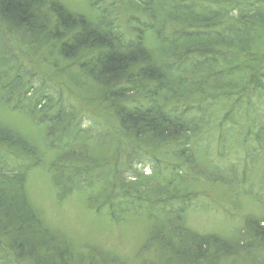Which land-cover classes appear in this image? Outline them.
Masks as SVG:
<instances>
[{
  "label": "trees",
  "instance_id": "trees-1",
  "mask_svg": "<svg viewBox=\"0 0 264 264\" xmlns=\"http://www.w3.org/2000/svg\"><path fill=\"white\" fill-rule=\"evenodd\" d=\"M90 1L98 12L96 20L89 19L85 14L74 13L60 0H0V107L19 113L21 111L25 116L32 117L33 121L38 123L36 125L38 128L46 129L48 147L58 156L52 165L55 167L54 181L59 189H63L59 192L63 198H66L68 192L78 189L80 192L88 193L87 204L98 214H107L112 219H119V212L128 209L123 202L127 195L122 196L123 192L115 191L117 182L112 179L113 174L111 171L107 172L108 168H103L114 158V152L106 151L104 148L102 153L95 156V151L90 152V147L83 138L89 137V134H92L91 137L97 134L93 139L96 146L100 131L91 129L82 135L81 139L79 137L76 139L77 135L74 133L79 129L77 125L81 126L82 119H78V124L74 123L76 116L74 109L66 108L62 104L56 111L50 110L59 103L58 101L54 103V99L49 98L51 93L45 94L42 91L39 93L33 85H27L31 81L29 76L32 73L27 72L25 60L22 58L23 53H19L20 49L14 48L10 34L17 31L25 40L27 35L38 38V43H32L34 47L52 45L54 53L65 60L68 66H72L80 75L90 76L98 83L100 93L97 91L95 96L101 97L106 101L107 108L114 110L111 113L112 117H115L112 118V122L121 132L119 136L123 134L122 137L131 140L132 148H137L128 152L125 157L127 162L140 155L146 160L147 158L143 156L144 151L150 159L154 160L158 156L160 158L162 154L158 153V146L164 139L168 146L174 143L178 147L188 148L189 163L195 169L198 167L196 171L203 173L217 169L207 161L208 158L205 162L199 159L206 145L201 140L195 143V140L205 124L199 123L201 121L198 122L197 116L190 111L195 106L192 103L194 102L192 95L198 93L200 96L201 89L207 87L209 89L210 85H217L216 89H220V85L223 84L226 87L221 91L232 96V91L237 93L248 83L254 84L252 78L255 77L253 75L249 77L246 72L251 69L248 61L243 58L246 54L249 57L255 54L253 58L256 61L250 66L253 70L257 67L258 79L264 80V47L260 51L254 46L258 37L261 38L264 33V0H122L129 6L135 5L132 9H139V13L132 14L127 20L130 22V33L125 32L120 26L122 21H119V12H116L119 10L120 0ZM233 12L238 13L239 20L232 22L230 19L227 23ZM113 14L116 15L112 16ZM170 26L173 29H165ZM152 34L156 35L155 46L158 53L149 49L148 38ZM220 66L223 68L218 70ZM231 68L236 70L233 73L223 72V69ZM211 93L205 94L209 96ZM206 104L211 105L208 102ZM46 108L49 110H45ZM212 111L213 109L210 112L203 110V113L212 115ZM106 133L111 135L112 131ZM117 135L112 134L108 137L109 145ZM2 138L10 144H19L20 150L27 149L30 144L21 133H15L12 128H7L0 121V142L3 141ZM186 140L193 146L190 147L186 142L181 145V142ZM75 143L78 150L74 149ZM139 148L145 150L140 151ZM76 151L86 157L83 168L91 166L97 169L95 171H102L100 174L102 180H99V185L103 184L101 191L95 192V189L91 188L93 181L101 179L100 176L96 179L93 175L94 179H87L83 184L81 180L73 183L71 178L73 175L76 177L81 174L80 177L83 179L85 171L76 168L75 171L69 170L64 173L67 161L72 165L79 160ZM172 151L173 149L169 151L170 156L176 155L175 152L172 154ZM5 158L3 157L1 161L0 169L5 165ZM150 165L154 170L156 164ZM25 169L24 167L18 183L22 205L27 203L23 186L27 177ZM2 170L4 171V168ZM162 172L163 168L151 176L142 175L139 178V175H136L137 177L133 179L135 182L142 181L146 184L142 188L146 199H149L152 193L169 195L172 187L176 186L175 184L166 188V184H160L158 176ZM214 174L216 173L210 176ZM85 175L90 177L88 173ZM4 178L1 175L0 225L3 222L4 226L2 228L0 226V229L2 232L6 229L5 232L8 234L4 238L0 237V264H25L28 256L34 258L36 263L32 264H59L63 259L67 260L68 264L72 263L75 259L72 257L71 249L68 251L67 241L62 235L58 236L55 230L52 232L47 224L46 227L44 224L38 225L41 229L37 228L38 231L31 233L27 226L36 227L33 220L41 223L42 217L39 212L29 208L31 210L29 216L33 217L31 220L18 203L16 195H13V198L9 196L11 202L5 198L6 187L1 185ZM189 180L184 183L188 184ZM246 181L247 178L243 177L242 182ZM109 185L113 189L108 192ZM119 188L120 186L118 190H121ZM249 193L264 204V196L254 192L253 188ZM130 195L134 197V201H141L138 193L128 194ZM116 200L121 202L120 205L113 203ZM14 205L18 208H14ZM13 208L19 212H13ZM183 211H187L186 206ZM166 212L168 217L173 219L174 214H179L180 210L169 208ZM253 217L248 216L245 229L240 230L241 239H237V235L232 239L228 237L227 241V238L218 234L210 235L209 238L205 235L193 237L178 230L179 236L176 239L184 247L181 250V246L172 244L171 252L176 256L167 258L168 262L174 264L176 260L179 262L183 260L190 264H217L214 258L220 253L235 256L240 251H245L249 258L253 256L254 264H264V255L256 258L257 251L264 250V218ZM21 221L24 222L23 225ZM190 246L195 248V253L189 255L191 253L189 252L187 256L181 257L182 251ZM95 253H99L105 259L108 258L109 261L112 260L110 254L95 247L90 251V263Z\"/></svg>",
  "mask_w": 264,
  "mask_h": 264
},
{
  "label": "rangeland",
  "instance_id": "rangeland-1",
  "mask_svg": "<svg viewBox=\"0 0 264 264\" xmlns=\"http://www.w3.org/2000/svg\"><path fill=\"white\" fill-rule=\"evenodd\" d=\"M106 1L110 2L111 0ZM60 2L67 5L74 13L85 14L91 20L98 18V12L93 8L90 0H60ZM119 3V10L117 9L116 12H119V21H122L121 29L130 33V22L127 20L132 14L139 13V9L137 7L138 10L132 9V6L135 5L129 6L122 0ZM230 19L232 22L239 20L238 13L233 12L231 17H228L227 23ZM170 28L173 29L171 26L165 27V29ZM261 30L263 29L261 28ZM155 36L152 34L148 38L149 49L158 53ZM10 37L14 48L20 49L19 53H23L22 58L25 60L27 72L32 73L29 76L31 81L27 85H33L34 89L37 88L35 90H39V93L41 91L45 94L51 93L49 98H53L54 103H56L55 101L59 103L51 107L50 110L56 111L64 104L66 108L74 109L75 124H78V119H82L81 126L77 125L79 129L74 133L77 135L76 139H81V136L88 130L100 131L101 135L97 138L99 141L96 146L93 139L97 134L94 137L89 134V137L86 136L83 140L89 145L90 152L95 151V156L102 153L104 148L106 151L114 152V158L103 168H108L107 172L111 171L113 174L114 178L112 179L117 182L115 191L123 192L122 196L127 195L123 202L128 209L119 212V219H112L107 214H98L87 204L88 193L80 192L78 189L68 192L66 198H63L59 193L63 189H59L58 184L54 181L55 167L52 165L58 156L48 147L49 142L45 136L46 129L38 128L36 126L38 123L33 121L32 117L25 116L21 111L19 113L10 111L9 108L0 107V121L4 126L12 128L15 133H21L30 143L27 149L20 150L19 144H10L3 138V141L0 142V165H2L3 157H6L5 165L0 169V174L5 177L1 182V185L6 187L5 198L11 202V197L16 195L18 203L25 209L23 211L28 216L31 213L29 208L40 213L43 220L41 223H37L33 217L29 216L36 223V227L34 225L27 226L31 229V233L41 229L38 225L44 224L46 227L47 224L52 232L55 230L58 236L62 235L65 238L69 247L68 251L71 249L72 257L75 259L70 264H89L90 251L95 247L110 254L112 260L109 261L108 258L105 259L99 253H95L90 264H171L167 258L176 255L171 252L170 246L172 244L181 246V243L176 239L179 236L178 230L187 232L193 237L205 235L209 238L210 235L218 234L227 238L228 241V237L232 239L237 235V239H241L240 230L245 229L248 216L264 218V204L249 193V190L253 188L254 192L264 196V80L258 79L257 67L255 70L252 69V63L256 61L253 58L255 54L250 57L246 54V57H243L251 68L246 71L249 77L250 75L255 77L252 78L255 81L254 84L248 83L242 91L237 90L239 91L237 93L232 91V96L225 95L221 91L226 87L223 84L220 85V89H216L217 85H210L209 89L208 87L201 89L200 96L198 93L192 95L194 99L192 103L195 106L190 111L197 116L198 122L201 121L199 123L205 124L195 143L201 140L206 146L200 153L201 157L198 156V152L197 156L200 157L201 162H205L208 158L207 161L217 169L201 173L196 171L197 166L195 169L189 163L187 152L190 150L188 148L178 147L174 143H170L168 146L164 139L158 146V153L162 154L160 158L158 156L154 160L150 159L149 155L145 153V149L139 148L140 151H144L143 156L147 159L143 160L140 155L127 162L126 155L136 147L132 148L131 140L122 137L123 134L121 137L119 136L121 132L115 128L112 122V118L115 117H112L111 113L114 110L107 108L106 101L101 97L95 96L98 92L100 93L98 83L90 76L80 75L72 66H68L65 60L54 53L52 45L38 46V44V47H34L32 43H38V38L27 35L26 41L17 31H13ZM258 38L254 46L261 51L264 47V33L261 38ZM20 56L22 55L20 54ZM230 62L233 65V62ZM222 68L223 66H220L218 70ZM235 70L234 68L223 69V72L233 73ZM239 71L237 70V72ZM210 92L212 93L209 96L205 94ZM201 105L205 112L206 110L210 112L213 109L212 115L203 113ZM56 122L54 121V123ZM109 130L112 131L111 135L118 134L110 145L108 137L111 135L106 133ZM185 142L190 147L193 146L188 140L182 141L181 145ZM74 149L78 150L76 143ZM172 149V154L175 152L176 155L170 156L169 151ZM21 151L25 153H21ZM75 153L78 154L79 160L77 161L79 162L75 161L71 165L67 161L64 173L69 170L75 171L76 168L85 172L83 179L80 177L81 174L76 177L73 175L71 178L73 183H78L81 180L85 184L87 179H94V177L97 179L99 176L101 178L102 171H95L97 169L91 166L83 168L86 157L83 153L79 155L78 151ZM184 154L185 156H183ZM150 163L156 164L154 170ZM24 167L27 171V177L23 182L27 203L22 205L18 183ZM161 168H163V172L158 176L160 184H166V188L175 184L177 187H172L169 195L166 193L153 195L152 193V196L146 199L142 190L146 184L142 181L135 182L133 179L138 175L139 178L142 175L151 176ZM214 172L216 174L210 176ZM87 173L90 177L85 175ZM243 177L247 178L246 182H242ZM187 179H190L188 184L184 183ZM99 180L102 178L93 181L94 185H91L95 192L103 189V184L99 185ZM104 185L106 187V182ZM119 186L121 190H118ZM111 189L113 187L109 185L108 192ZM130 193H138L141 201H134V197L128 196ZM113 203L120 205L121 202L116 200ZM185 206L187 211L184 212ZM14 208L18 207L14 205ZM169 208H176L180 210V213H175L173 219H170L166 212ZM14 210L15 213L19 212V210ZM25 212L24 215H26ZM2 223L1 228L4 226ZM21 223L24 224L23 221ZM5 230L3 229L2 232L0 229L1 238L7 236L8 233ZM197 239L199 240V238ZM194 250L193 246L185 248L180 256H187L189 252H191L189 255H193ZM244 252L240 251L235 256L215 253L217 256L214 259L217 264H254L253 256L251 255L249 258L248 253ZM263 255L264 250L257 251L256 258ZM65 257L67 258V255ZM63 260L59 261V264H68L67 260ZM102 260L106 261L102 262ZM32 263H36L34 258L28 256L25 264ZM176 263L190 264L183 260L174 261V264Z\"/></svg>",
  "mask_w": 264,
  "mask_h": 264
}]
</instances>
